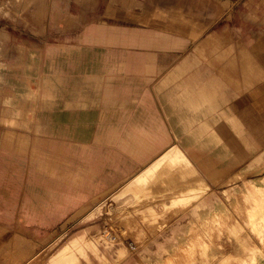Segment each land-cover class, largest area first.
I'll return each mask as SVG.
<instances>
[{"label":"crops","instance_id":"1","mask_svg":"<svg viewBox=\"0 0 264 264\" xmlns=\"http://www.w3.org/2000/svg\"><path fill=\"white\" fill-rule=\"evenodd\" d=\"M0 47V264L159 261L264 166V0H0Z\"/></svg>","mask_w":264,"mask_h":264},{"label":"rangeland","instance_id":"2","mask_svg":"<svg viewBox=\"0 0 264 264\" xmlns=\"http://www.w3.org/2000/svg\"><path fill=\"white\" fill-rule=\"evenodd\" d=\"M22 1L15 0L16 6L20 7ZM3 95L0 92V99L5 97ZM262 169L264 166L252 174L240 173L234 178L236 183L232 188H224L220 211L200 223L205 234L193 235L189 249L162 257L159 261L147 260L143 264H264V192L254 196L243 191L247 183L264 175ZM106 209L108 211L109 207ZM111 224L115 225L114 218ZM56 244L58 242L52 247ZM53 252H48L45 257H33L30 264L44 262L47 257H52ZM22 259L28 260V256L21 253L18 259H14V264H21Z\"/></svg>","mask_w":264,"mask_h":264},{"label":"bare ground","instance_id":"3","mask_svg":"<svg viewBox=\"0 0 264 264\" xmlns=\"http://www.w3.org/2000/svg\"><path fill=\"white\" fill-rule=\"evenodd\" d=\"M170 153V152H169ZM181 160V159H180ZM177 161V160H176ZM164 162V161H163ZM171 163V162H170ZM172 163H173V161H172ZM180 163V162H179ZM169 164V163H168ZM180 164H182V163H180ZM162 165V164H161ZM164 165H166V164H164ZM170 165V164H169ZM172 165V164H171ZM178 166H180L179 164H178ZM164 167V166H163ZM166 167H168V166H166ZM175 168V167H174ZM174 168H172V169H174ZM182 168H183V165H182ZM191 169H193L192 167H190ZM167 169V168H166ZM158 170V169H157ZM157 170H156V172H157ZM175 170V169H174ZM176 170H179V169H177L176 168ZM186 170H187V168L185 169H183V171H185L186 172ZM262 170H264V169H262ZM150 171V170H149ZM159 171V170H158ZM169 171H170V169H169ZM191 171H193V170H191ZM148 172V171H147ZM162 171H160V173H161ZM165 172V171H164ZM188 172H190L189 170H188ZM150 173V172H149ZM157 173H159V172H157ZM171 173V172H170ZM180 173V172H179ZM178 173V174H179ZM156 174V173H155ZM163 174V173H162ZM168 174V173H167ZM167 174H165V175H167ZM186 174H187V172H186ZM185 174V175H186ZM260 174V173H259ZM143 175V174H142ZM144 175H146V174H144ZM149 175V174H148ZM184 175V176H185ZM193 175V174H192ZM162 176V175H161ZM160 176V177H161ZM169 176V175H168ZM178 176H180V175H178ZM141 177V176H140ZM139 177V178H140ZM167 177V176H166ZM182 177V176H181ZM185 177H187V176H185ZM189 177V176H188ZM192 177V176H191ZM195 177V176H194ZM198 177V176H197ZM153 178V177H152ZM164 178V177H163ZM137 179H138V177H137ZM146 179V178H145ZM169 179V178H168ZM178 179H180L179 177H178ZM147 180V179H146ZM134 181V180H133ZM140 181V180H139ZM143 181V180H142ZM145 181V180H144ZM165 179H164V181H162V183L164 182L165 183ZM135 182V181H134ZM137 182H138V180H137ZM141 182V181H140ZM158 183H159V181H158ZM162 183H160V184H162ZM130 185V184H129ZM133 185V184H132ZM176 185V184H175ZM133 186H135V185H133ZM153 186V185H152ZM151 186V187H152ZM159 185H157L156 187H158ZM162 186V185H161ZM165 187V186H164ZM163 187V188H164ZM129 188V187H128ZM133 188V187H132ZM167 189V188H166ZM168 189H169V187H168ZM125 190H126V188H125ZM124 190V191H125ZM143 190V189H142ZM161 190V189H160ZM159 190V191H160ZM127 191H128V189H127ZM126 191V192H127ZM130 191V190H129ZM153 191V190H152ZM158 191V190H157ZM156 191V192H157ZM243 191H249V192H251L254 196H258V195H260V194H262L263 192H264V175H261V176H259V177H256L252 182H249V183H247L246 184V186L244 187V189H243ZM141 192V191H140ZM161 192V191H160ZM248 193V192H247ZM131 194V193H130ZM250 194V193H249ZM137 196V195H136ZM121 201V200H120ZM133 202V201H132ZM118 204H119V202H118ZM116 205V204H115ZM128 205H130V204H128ZM119 206V205H118ZM127 206V205H126ZM126 206H124V207H126ZM114 207V206H113ZM129 207V206H128ZM118 208V207H117ZM130 208V207H129ZM134 208V207H133ZM123 211H126V210H123ZM122 211V212H123ZM121 212V211H120ZM103 229V228H102ZM105 231H106V229H105ZM110 232V231H109ZM106 233V232H105ZM104 233V234H105ZM89 234V233H88ZM92 234V233H91ZM97 234V233H96ZM106 235V234H105ZM87 237V236H86ZM89 237H91V235L89 236ZM93 238H94V235L92 236ZM91 237V238H92ZM97 237H100V236H96V238ZM108 237V236H107ZM106 237V238H107ZM111 237V236H110ZM95 239V238H94ZM103 239H105V237L103 238ZM106 240V239H105ZM107 240H108V238H107ZM97 241V240H96ZM95 241V242H96ZM78 245V244H77ZM75 247V246H74ZM79 247V246H78ZM76 248V247H75ZM81 248V247H80ZM79 248V249H80ZM64 249V250H63ZM74 249V248H73ZM62 250L63 251H65L66 252V250L68 251L69 249H66V247L65 248H62ZM72 250V249H71ZM75 250H77L78 251V249L76 248ZM119 250H121L122 251V249H120L119 248ZM123 250H124V248H123ZM80 251H81V249H80ZM118 251V250H117ZM121 251H119V252H121ZM68 252H70V251H68ZM72 252V251H71ZM79 252V251H78ZM123 252V251H122ZM59 253V252H58ZM61 253H62V251H61ZM60 253V254H61ZM64 253V252H63ZM63 253H62V255H63ZM72 253H74V252H72ZM70 254L71 256L73 255V258H74V254ZM124 253H125V251H124ZM65 254V253H64ZM80 254H82L81 252H80ZM121 254H123V253H121ZM65 255H67V257H69L68 255L69 254H65ZM103 255V254H102ZM119 256V255H118ZM124 255H121V259H122V257H123ZM104 257V256H103ZM120 257V256H119ZM59 258V257H58ZM76 258V257H75ZM117 258V257H116ZM125 258V257H124ZM105 259V258H104ZM56 260V257L54 256L52 259H51V261L50 262H54ZM71 260H72V258H71ZM70 260V261H71ZM120 260V259H119ZM62 261V260H61ZM69 261V262H70ZM103 261H105L106 262V259L105 260H103ZM63 262V261H62ZM69 262H68V264H69ZM74 262V261H73ZM79 261H76V263H78ZM104 262V263H105ZM75 263V264H76ZM56 264V263H55ZM71 264V263H70ZM79 264V263H78ZM118 264H119V262H118ZM136 264V263H135Z\"/></svg>","mask_w":264,"mask_h":264}]
</instances>
